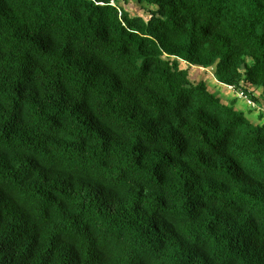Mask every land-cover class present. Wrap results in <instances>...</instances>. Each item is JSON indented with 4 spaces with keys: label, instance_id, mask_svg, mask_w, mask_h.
I'll return each mask as SVG.
<instances>
[{
    "label": "trees",
    "instance_id": "obj_1",
    "mask_svg": "<svg viewBox=\"0 0 264 264\" xmlns=\"http://www.w3.org/2000/svg\"><path fill=\"white\" fill-rule=\"evenodd\" d=\"M228 85L263 121L264 0H0V264H264Z\"/></svg>",
    "mask_w": 264,
    "mask_h": 264
},
{
    "label": "rangeland",
    "instance_id": "obj_2",
    "mask_svg": "<svg viewBox=\"0 0 264 264\" xmlns=\"http://www.w3.org/2000/svg\"><path fill=\"white\" fill-rule=\"evenodd\" d=\"M121 3H122V5H124L123 1H121ZM128 8H129V10H130V12L132 14H139L141 16H144L145 18L149 16L148 7L146 5H140V4H137L135 1H132L130 3V5L128 6ZM208 74L207 75H204V74H201L200 75V74H198V72H194V77L196 79H198V80L202 79V76L203 75L205 76V79L208 78V77H212L211 75H208ZM212 82H214L213 79L209 78L208 79V83H212ZM261 92H262L261 89H257V90H254L253 91V94L257 98L258 101H260L262 99L260 97L261 96ZM216 93L223 99V101H225L227 103H229L231 100H234L235 97H236L238 107H240L242 110L246 111L245 115L248 118H251L252 117L253 120L256 123L263 124L264 120L263 121H260V119H258L256 117L259 114V111H255V113L252 114L253 116L250 115L249 113H247V110L249 109V106L246 104V102L243 99H241L240 97H238L236 91H232V90L227 89V88H225L223 86H219V88L216 90ZM257 100H256V103H257Z\"/></svg>",
    "mask_w": 264,
    "mask_h": 264
},
{
    "label": "built area",
    "instance_id": "obj_3",
    "mask_svg": "<svg viewBox=\"0 0 264 264\" xmlns=\"http://www.w3.org/2000/svg\"><path fill=\"white\" fill-rule=\"evenodd\" d=\"M228 88H229L230 90H234V91H236L238 97L243 98L244 100L247 101L248 104L253 105V102L251 101V99L249 98V96L246 95L245 92L241 91V89H237L235 86H231V85H228Z\"/></svg>",
    "mask_w": 264,
    "mask_h": 264
}]
</instances>
